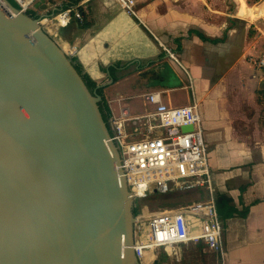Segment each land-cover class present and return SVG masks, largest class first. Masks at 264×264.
Instances as JSON below:
<instances>
[{
  "label": "crops",
  "instance_id": "1",
  "mask_svg": "<svg viewBox=\"0 0 264 264\" xmlns=\"http://www.w3.org/2000/svg\"><path fill=\"white\" fill-rule=\"evenodd\" d=\"M28 3L45 17L67 8L81 10L84 20L72 18L60 26L58 42L103 87L115 116L146 113L150 107L145 95L154 90L162 91L163 101L172 105L173 93L185 90L183 104L189 103L192 84L217 209L235 212L221 215L224 260L202 242L188 241L164 249L159 264H264V53L262 36L252 32L260 27L248 20L264 19V8L240 0L242 15L225 20L216 10L205 9L207 0H139L135 14L117 0ZM166 48L177 54L180 64L169 59ZM166 75L181 85H168Z\"/></svg>",
  "mask_w": 264,
  "mask_h": 264
},
{
  "label": "water",
  "instance_id": "2",
  "mask_svg": "<svg viewBox=\"0 0 264 264\" xmlns=\"http://www.w3.org/2000/svg\"><path fill=\"white\" fill-rule=\"evenodd\" d=\"M5 2L0 264H139L132 248L135 197L118 176L102 96L44 29L45 16Z\"/></svg>",
  "mask_w": 264,
  "mask_h": 264
},
{
  "label": "built area",
  "instance_id": "3",
  "mask_svg": "<svg viewBox=\"0 0 264 264\" xmlns=\"http://www.w3.org/2000/svg\"><path fill=\"white\" fill-rule=\"evenodd\" d=\"M25 10L21 0H17ZM130 14H135L139 0H117ZM60 17L65 20L60 23ZM72 18L79 21L84 16L78 7L61 10L43 21L55 25L52 31L46 22L42 25L49 33L59 38V28ZM171 61L180 64L177 54L166 48ZM264 65V60L261 61ZM189 103L172 105L163 101L162 91L146 93L145 98L154 108L146 113L129 115L123 111L113 114L109 142L118 150L119 179L124 180L136 199L152 194L170 193L184 186L191 189L204 187L209 198L192 201L176 207L151 212L145 206L135 216L132 248L139 264H159V255L164 249L188 241L202 242L206 248L226 256L224 224L213 196V178L209 163V149L204 136L199 105L193 95ZM111 117V116H110ZM192 125L191 130L183 127ZM128 245L122 241L124 255Z\"/></svg>",
  "mask_w": 264,
  "mask_h": 264
},
{
  "label": "rangeland",
  "instance_id": "4",
  "mask_svg": "<svg viewBox=\"0 0 264 264\" xmlns=\"http://www.w3.org/2000/svg\"><path fill=\"white\" fill-rule=\"evenodd\" d=\"M21 1L23 3H25V5L29 2V0H21ZM204 2H206V1H204ZM207 2H208V5L204 4L205 9L207 11H210L211 9L216 10L217 14L220 15L222 19L226 20L228 18V16H230V15L240 14V5H241L240 0H207ZM246 2H247L249 7L255 8V7L261 6L264 8V0H246ZM14 7H16V6H14ZM31 10H32L31 4L28 3V7L26 9V11L28 12L27 13L28 15L29 14L32 15L30 13ZM240 15H242V14H240ZM248 20H252L253 22H255V23H253V26H256V24H258L260 27V28L253 29L252 32L254 33V32L258 31L259 35L262 36L263 43H262L261 47H262V51L264 53V19L261 17H258L256 19L255 18H248ZM44 29L47 30L45 27H44ZM52 36L54 37V39L57 42L59 41L58 37H56L54 35H52ZM67 54L70 57L72 55L68 52H67ZM187 97H188L187 91L179 90L178 92L173 93V102H174L173 104L174 105H181L186 101ZM149 107L152 110L154 108V104L149 103ZM116 108H117V106H116ZM112 116H113V112H112L111 117H110V122H111ZM205 192L207 193V190L204 187H197L195 189H191V188L183 185V187H181V188H174L170 193H167V194H161V193L152 194L146 198L141 199L140 204H141V206H145L146 208H148L151 212L161 211L163 209L176 207L180 204L192 202L195 200H197V201L206 200L208 196Z\"/></svg>",
  "mask_w": 264,
  "mask_h": 264
},
{
  "label": "trees",
  "instance_id": "5",
  "mask_svg": "<svg viewBox=\"0 0 264 264\" xmlns=\"http://www.w3.org/2000/svg\"><path fill=\"white\" fill-rule=\"evenodd\" d=\"M8 1H10V3L11 4H13L14 6H16L17 8H21V5L17 2V0H8ZM31 14H32V16H34V17H37L38 15L35 13V12H33V11H31L30 12ZM72 60H73V62H74V64H75V66H76V68L79 70V72L80 73H82L83 74V76H84V78H85V80H86V82H87V84H88V86L92 89V90H96V92L99 94V95H101L102 96V101L100 102V108H101V112H102V114H103V118H104V120H105V122H106V124H107V126H108V128L110 129V125H109V118H110V116H111V109L109 108V105H108V103H107V101H106V98H105V96H104V92H103V87H97V83L88 75V74H86V73H83V68H82V66H81V64L79 63V61L77 60V58L76 57H73L72 58ZM150 65H152L153 63H154V61H150V62H148ZM141 67H143V66H141ZM115 78V81H117L120 77L118 76H116V77H114ZM166 81L168 82V85H172L171 83H173V82H171L172 80L170 79V78H168L167 76H166ZM165 81V82H166ZM180 84H181V82H180ZM141 199H136L135 200V206H134V209H133V213H134V215L136 216L137 214H138V212L141 210V208H142V206H141ZM247 210H248V207H246L245 208V211H243L242 212V214L243 215H246L247 214ZM218 212H219V215L221 216V215H223L224 217H227V216H231V215H233L234 214V212L235 211H232V210H230V209H226V210H224V213L221 211V209H218Z\"/></svg>",
  "mask_w": 264,
  "mask_h": 264
},
{
  "label": "bare ground",
  "instance_id": "6",
  "mask_svg": "<svg viewBox=\"0 0 264 264\" xmlns=\"http://www.w3.org/2000/svg\"><path fill=\"white\" fill-rule=\"evenodd\" d=\"M4 2V4H6V6L8 7V4L5 2V0H2ZM10 8V7H9ZM60 20H61V24L65 22V20H63V18L60 17ZM43 22H46V25L54 32L56 31L55 30V25L51 22V21H43ZM143 85V84H142ZM184 196V195H183Z\"/></svg>",
  "mask_w": 264,
  "mask_h": 264
},
{
  "label": "flooded vegetation",
  "instance_id": "7",
  "mask_svg": "<svg viewBox=\"0 0 264 264\" xmlns=\"http://www.w3.org/2000/svg\"><path fill=\"white\" fill-rule=\"evenodd\" d=\"M158 74H161V73H158ZM167 76V75H166ZM168 77V76H167ZM165 81H166V77H165V79H164ZM161 81V80H160Z\"/></svg>",
  "mask_w": 264,
  "mask_h": 264
}]
</instances>
